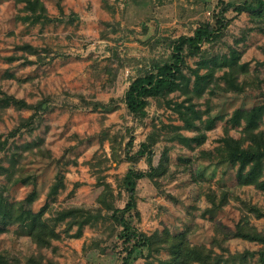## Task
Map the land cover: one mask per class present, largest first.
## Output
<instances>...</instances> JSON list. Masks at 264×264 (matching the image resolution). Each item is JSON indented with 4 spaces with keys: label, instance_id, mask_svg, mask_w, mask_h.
I'll return each mask as SVG.
<instances>
[{
    "label": "rangeland",
    "instance_id": "374dc122",
    "mask_svg": "<svg viewBox=\"0 0 264 264\" xmlns=\"http://www.w3.org/2000/svg\"><path fill=\"white\" fill-rule=\"evenodd\" d=\"M244 1L41 0L46 14L38 17L27 0H0V194L8 203L23 202L35 212L47 204L44 218L59 234L39 248L24 224L0 222L2 264H122L127 244L120 238L122 227L110 215L129 199L123 179L131 164L125 155L131 137L130 154L138 170H149L146 156L137 153L142 142L152 144L154 166L167 149L164 174L138 181L141 217L134 218L135 226L148 235L165 230L186 233L191 245L224 257L253 251L254 256L243 261L229 258V264H257L262 245L240 237L224 240V226L234 229L248 216L264 234V217L247 207L252 204L264 211V190L239 185L237 167L220 162L216 152L227 134L242 136L243 126L228 123L229 114L264 99V9L236 11L233 6ZM226 4L233 5L225 10ZM203 22L227 26L218 39L202 42L200 53L184 50L183 70L193 80L192 70L202 66L204 58H218L223 64L198 68L204 80L212 79L203 95L193 98L197 108L210 111L196 120L200 129L183 126L182 117L192 108L179 83L175 90L149 98L144 118L130 113L124 96L131 81L168 60L171 42L192 36ZM234 51L238 65L248 68L237 76L239 82L246 81L243 91L228 89L221 78ZM11 98L32 107L4 103ZM112 98L115 111L94 109V102ZM219 114L224 118L205 130L204 120ZM260 128L264 130V118ZM201 130L206 134L201 145L171 139L176 132L194 136ZM58 175L64 187L51 195ZM33 191L36 199L26 204L24 199ZM106 192L110 210L99 200ZM72 207L101 209L103 217L85 225L77 237V225L71 228L68 219L55 220L60 211ZM168 258L169 251L161 250L140 256L135 264H161Z\"/></svg>",
    "mask_w": 264,
    "mask_h": 264
},
{
    "label": "trees",
    "instance_id": "16d2710c",
    "mask_svg": "<svg viewBox=\"0 0 264 264\" xmlns=\"http://www.w3.org/2000/svg\"><path fill=\"white\" fill-rule=\"evenodd\" d=\"M251 1V2H248ZM256 1V5L252 4ZM28 8L36 16H43L46 14V7L41 0H27ZM233 4H226L231 7ZM238 12L250 11L258 8L264 9V0H245L243 3L233 6ZM35 16V17H36ZM226 23H221L219 27L215 28L210 22L201 23L195 30L192 36H181L171 42L172 54L168 60L157 62L153 64L152 68L145 69L134 78L128 89L125 92L124 102L130 113L136 117L144 118L147 116L146 107L149 104V98H157L166 94L167 91L175 90L177 83L184 88L186 100L191 104V113L184 115V128L199 130L201 126L196 123V120H202L205 113H210L207 109L201 111L197 108V104L193 102L194 97H201L204 91L211 86L212 79L204 80L199 74L201 67L212 68L222 67L218 58L203 59L202 66L199 65L193 69V74L196 76L187 75L184 72L185 60V47L189 49L190 54H198L201 51V43L204 41H213L218 39L223 30L226 28ZM221 60H226V56ZM239 54L233 52L232 60L225 65L228 67L221 77L228 85V89L234 91H243L245 87V80L239 82L238 73H247V65H238ZM224 63V62H223ZM240 68H238V67ZM193 80V85L190 83ZM264 95V92H263ZM80 96V95H79ZM2 98H0L1 100ZM22 107H32L27 102L17 100L16 98L5 99L4 103L9 104V101ZM116 99L112 98L108 103L94 102V109H101L105 112H112L117 109ZM224 118L223 115H216L214 117H207L204 120L205 130L209 129L216 120ZM264 118V99L252 106L237 107L229 114L228 123L233 126H243L242 136L239 139L233 138L228 135L222 139L223 145L216 149L217 157L221 161H228L233 166L237 167L236 178L239 185H255L257 188L264 190V130H262L261 122ZM201 122V121H200ZM202 131V130H201ZM171 139H178L188 145L197 143L201 145L206 139L205 132L197 133L194 136H185L176 132L171 136ZM149 142H142L138 150V155L146 156L149 165L148 171L138 170L134 165V156L130 154V149L133 146V137L126 143V159L131 161V164L124 176L123 182L129 194V199L123 208H116L110 215L116 224L122 227L120 238L126 243L125 255L122 264H135L136 260L140 257H150L154 254L160 253L161 250L169 251V258L162 261L161 264H229V258L233 261L247 258V256H254L255 252L245 251L243 253L230 254L229 257H224L223 254H217L213 249H207L205 246L191 245L186 237V233L172 234L170 231L164 232L156 231L152 235H148L140 231L134 224V218L141 217L137 204V184L140 179L161 176L166 171V150L163 152L160 164L154 166L153 157L154 150ZM2 142H0V149ZM164 158V159H163ZM57 180L53 183L50 194L57 195L61 188L64 187V178L58 175ZM26 183V180L23 179ZM106 193L100 198V202L111 209L106 201ZM213 195V194H212ZM215 195L211 201L215 206ZM36 199V192L33 191L24 199L26 204H31ZM224 198L220 203L223 204ZM20 204V205H18ZM12 204L8 203L3 193L0 194V222L8 224L9 222H20L29 229L30 236L33 238L39 248L47 246L51 243L53 238H58L59 234L56 228L48 224L44 215L47 204L42 206L39 211L35 212L31 208L24 207L22 203ZM220 204V206H221ZM17 205V206H16ZM213 206V207H214ZM249 212L254 213L257 217H264V211L257 206L248 204ZM102 210H91L84 207H72L64 209L58 213L55 220L56 223L68 219V226L72 228L77 225V237L82 235L85 225H92L99 221L102 216ZM225 234L224 240L232 237H240L249 241L261 244V248L256 252L258 254L257 264H264V234L257 232L253 225L250 223L248 216L242 217L236 224L234 229L229 226H224ZM2 231V228H0ZM218 232V229H217ZM0 264L1 261H0ZM244 264V263H242Z\"/></svg>",
    "mask_w": 264,
    "mask_h": 264
}]
</instances>
